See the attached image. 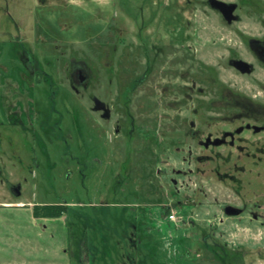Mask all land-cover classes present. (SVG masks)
<instances>
[{"label":"rangeland","instance_id":"374dc122","mask_svg":"<svg viewBox=\"0 0 264 264\" xmlns=\"http://www.w3.org/2000/svg\"><path fill=\"white\" fill-rule=\"evenodd\" d=\"M205 1L0 0V64H8L7 54L17 43L59 58L63 66L57 69L67 79L71 61L84 63L94 91L113 111L111 121L102 125L108 132L120 125L111 140L99 118L82 108L81 131L73 126L68 135L84 142H2L0 264H128L127 257L139 254L142 264H264V251L260 260L254 254L255 227H209L219 212L175 203L187 202L188 190L185 183L174 196L173 168L182 163L172 158L173 142H144L141 134V125L151 126L159 113L164 130L179 118L180 132L191 105L200 114L194 119L202 121L205 97L217 98L220 77L232 90L252 83L234 77L228 60L233 55L249 59L248 40L264 37V0H225L243 7L241 21L231 27ZM163 27H176L177 42L155 44L169 57L150 62L157 51L149 38L156 30L167 36ZM143 75L146 82L134 90L132 80ZM130 117L139 128L131 141ZM69 121L63 119L62 129ZM32 154L42 160L28 173ZM16 155L24 163L12 160ZM5 173L10 182L21 184L20 197L2 182ZM35 205L67 206L68 211L58 219H38ZM205 236L213 252L203 247Z\"/></svg>","mask_w":264,"mask_h":264},{"label":"flooded vegetation","instance_id":"af4514ba","mask_svg":"<svg viewBox=\"0 0 264 264\" xmlns=\"http://www.w3.org/2000/svg\"><path fill=\"white\" fill-rule=\"evenodd\" d=\"M217 1L237 5L233 15L238 17V20L230 25L223 12L214 7L211 0L205 1L206 7L227 26L231 27L241 21L243 7L240 2ZM163 30L167 36L162 37L156 30V36L149 38L151 49L156 50L155 44L162 42L165 43H162V46L177 42L176 27L169 29L163 27ZM153 39L158 42L155 43ZM191 47L189 44L188 51ZM248 48L251 52L249 59L233 55L229 58L228 65L234 70V77L252 82L250 87L242 89L233 86L232 90L220 77L217 98L211 100L209 93L205 97L201 110L202 121L197 122L194 119L198 109L191 105L187 108L185 120H182L183 128L180 132L177 129L179 118L172 119L173 128L164 130L161 123L163 115L159 113L151 126L143 120L145 123L141 125L144 126L141 134L144 142H173L175 151L172 158L175 162L180 159L179 162L182 163L181 166H177L178 168H173L175 178H171V184L174 196H179L178 191L185 183L188 190L187 202L179 199L175 203L182 204L181 207H188L192 211L206 209L209 213L213 210L219 212L213 214V219L208 222L209 227H224L229 224L236 227L242 225L255 227L257 244L254 245V254L257 260H260L258 257H261L264 251V245H261L264 243V37L250 38ZM38 50L25 48L17 43L13 45V52L7 54L9 65L0 64V113L4 119V122L0 120V153L4 140L10 144L84 142L80 138L74 139L72 135H68L72 134L73 126L81 131L82 108L99 118L100 128L103 130H105L103 121L110 122L113 118L110 104L104 101L97 90L94 91L92 77L84 63L71 61V73L67 79L59 74L63 69H59L60 71L57 69L63 66L61 60L55 56L51 57L46 52L41 55ZM156 51L157 54L149 59L150 62L155 63L158 56L161 58L160 62L169 57L163 48ZM188 57L189 60L193 58L190 53ZM234 60L244 61L252 67H245L247 69L243 73L231 65ZM249 70L251 73H248ZM146 77L143 75L132 80L134 90L146 82ZM190 89L194 90L193 83ZM166 90L165 87L160 93H165ZM189 99L191 100L190 96ZM174 103L176 102L168 104ZM145 115L146 113H143V116ZM66 116L70 121L67 129H62V122ZM198 116L200 117V114ZM129 125L128 140L131 141L134 134L132 131L137 128L134 117H130ZM4 129L11 134L5 136ZM105 131L108 138L113 140L110 136L119 134L120 125L118 124L116 128L110 127L109 132ZM168 132L170 135L165 138ZM47 133L53 134L54 138L46 139ZM28 158L30 160L27 161V172L33 173V167L39 164L42 157L32 154ZM13 159L24 163L21 156H12ZM2 172L6 171L0 170L1 174ZM159 175L161 177L162 172H159ZM2 182L12 194H15L18 186L22 189L21 184L10 182L6 173ZM194 224L195 222L192 226H195ZM207 238L209 236H205L201 243L207 251L213 252ZM213 245L220 250L223 249L218 244Z\"/></svg>","mask_w":264,"mask_h":264},{"label":"trees","instance_id":"16d2710c","mask_svg":"<svg viewBox=\"0 0 264 264\" xmlns=\"http://www.w3.org/2000/svg\"><path fill=\"white\" fill-rule=\"evenodd\" d=\"M67 211H68L67 206H61V205H42V206H40V205H38V206H35V208H34V217L38 218V219H45V218L46 219H58V218L62 217ZM163 213H164V211H163ZM137 250L140 252L141 249L138 248ZM151 251H153V250H151ZM151 251L147 250V252H151ZM139 255H141V254H139ZM139 255H136V256L132 255L133 258L127 257L129 259V261H131V262L134 259H136V261H133L132 263L130 262L128 264H135V263L136 264H142V261L140 260L141 258L139 260L137 258V256H139ZM104 256L105 255L100 256L101 257L100 262L103 261ZM145 257H146L145 261L147 262L148 261L147 257H149V256L145 255ZM124 259H125V256H124L122 262H124ZM106 260H107V258H106ZM123 264H125V262ZM145 264H148V263H145Z\"/></svg>","mask_w":264,"mask_h":264},{"label":"water","instance_id":"95a60500","mask_svg":"<svg viewBox=\"0 0 264 264\" xmlns=\"http://www.w3.org/2000/svg\"><path fill=\"white\" fill-rule=\"evenodd\" d=\"M211 3H212V5L214 7L220 9L223 12V14L225 15V19L228 22V24L231 25L233 23V21H237L238 20V17L233 15L234 11L237 8V5H235V4H226V3H222V2L217 1V0H211ZM231 65L236 67V68H238V69H240V70H242L243 73L246 72L245 69H247V68H245V67H249V68L252 67L251 65H248L244 61H236V60L232 61ZM248 73H251V70H249ZM15 191L16 192H15L14 195L16 197H20L21 196V187L18 186Z\"/></svg>","mask_w":264,"mask_h":264},{"label":"built area","instance_id":"2783aa9c","mask_svg":"<svg viewBox=\"0 0 264 264\" xmlns=\"http://www.w3.org/2000/svg\"><path fill=\"white\" fill-rule=\"evenodd\" d=\"M172 219H174V217H172Z\"/></svg>","mask_w":264,"mask_h":264}]
</instances>
